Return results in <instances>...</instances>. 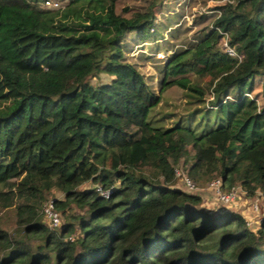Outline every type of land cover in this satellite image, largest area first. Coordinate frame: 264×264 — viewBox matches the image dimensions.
Wrapping results in <instances>:
<instances>
[{"label":"trees","instance_id":"trees-1","mask_svg":"<svg viewBox=\"0 0 264 264\" xmlns=\"http://www.w3.org/2000/svg\"><path fill=\"white\" fill-rule=\"evenodd\" d=\"M107 1L109 15L83 25L0 0V221L12 217L10 231L0 222V264H264V214L252 230L174 185L181 160L196 187L218 178L223 192L264 194V0L216 6L211 27L164 60L160 92L201 105L185 113L192 124L164 127L149 118L159 94L124 56L130 33L154 31L159 2L138 12ZM51 191L67 218L58 232L40 214Z\"/></svg>","mask_w":264,"mask_h":264},{"label":"rangeland","instance_id":"rangeland-1","mask_svg":"<svg viewBox=\"0 0 264 264\" xmlns=\"http://www.w3.org/2000/svg\"><path fill=\"white\" fill-rule=\"evenodd\" d=\"M31 3L43 9H51L56 11V15H49L51 21L62 20L67 22H80L87 25L90 21H103L108 15L110 5L107 0H81L76 3H68L69 0H50L57 2V7H50L44 4V0H29ZM152 1L159 5L154 6L152 11L155 13L152 28L147 38L138 39L132 33L126 37L124 46L125 61L132 64L135 69L141 73L145 83L156 94H159L160 100L158 104L150 111V119L157 126H168L172 122L180 121L182 124H192V120L185 115L193 108L201 107L199 104L188 103L190 100L181 90L175 86L159 90V81L162 77V64L171 52L182 49L193 42L201 31L211 27L213 19L218 16L214 9L216 6H221L227 1L232 0H123L119 2L117 11H121L122 7L127 10L143 12L151 5ZM101 35L108 34L105 31L97 29ZM151 31V29H149ZM190 81L208 92L207 78L205 76L198 77L193 73L187 75ZM100 81H105L107 78L100 75ZM260 79H254V88L250 96H258ZM259 98V97H258ZM187 102V103H186ZM7 108L6 102L0 101V111H5ZM203 109L199 110L198 114L203 113ZM183 115V116H180ZM175 171L185 175V164L179 161L175 166ZM209 183H202L198 186V193L201 197V207L219 213L222 211L233 210L242 215L252 230H255L264 214V201L260 200L258 191L255 195L247 197L246 193L238 186L234 187L233 199L227 204L219 203V198L208 187ZM176 187L185 191L182 186L180 176L175 175ZM89 187V183H84L79 188ZM257 193V194H256ZM54 199H62V194L58 191H51L42 203V206L48 201ZM256 204V206L253 205ZM258 207V208H257ZM71 211L76 209L71 207ZM80 213V212H79ZM59 216V224L56 227H48L58 232L61 226L67 222V218L62 213L57 212ZM6 217L9 215H5ZM42 217V216H41ZM1 220L11 230L12 217ZM0 221V222H1ZM42 221L47 225V222L42 217ZM76 234V233H75Z\"/></svg>","mask_w":264,"mask_h":264},{"label":"built area","instance_id":"built-area-1","mask_svg":"<svg viewBox=\"0 0 264 264\" xmlns=\"http://www.w3.org/2000/svg\"><path fill=\"white\" fill-rule=\"evenodd\" d=\"M44 4L50 7H57L58 3L57 2H52L50 0H44ZM219 15V13H218ZM223 48L224 51L228 54V55H235L233 50L231 48H229L225 42H223ZM175 175L180 176V180L182 183V186L185 188L186 191L189 192H195L197 190H199L198 187H196L192 181L183 173H179L177 171H175ZM209 188L211 191H213L215 193V195H217L216 197L219 198V203L221 204H227V202L231 201L233 199V194H234V188H232L229 192H223L220 188V179L216 178L213 179L209 182L208 184ZM96 190H98V192L100 193V195L106 197L107 196V192L105 191H101L99 189V187L96 188ZM257 194V193H256ZM260 196V200L264 201V194L263 193H259ZM254 206H256L255 203H253ZM258 208V207H257ZM40 214L43 217V219H45V221L47 222V226L48 227H56L59 224V216L57 214V211H55L53 209V204L52 201H48L47 203H45L41 209H40Z\"/></svg>","mask_w":264,"mask_h":264}]
</instances>
